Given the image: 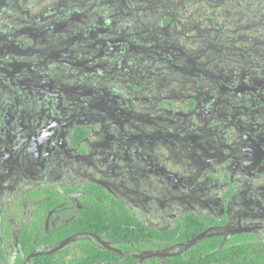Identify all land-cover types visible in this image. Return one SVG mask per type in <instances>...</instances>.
Returning <instances> with one entry per match:
<instances>
[{"label":"flooded vegetation","instance_id":"flooded-vegetation-1","mask_svg":"<svg viewBox=\"0 0 264 264\" xmlns=\"http://www.w3.org/2000/svg\"><path fill=\"white\" fill-rule=\"evenodd\" d=\"M216 240L264 255V0H0V264Z\"/></svg>","mask_w":264,"mask_h":264},{"label":"trees","instance_id":"trees-1","mask_svg":"<svg viewBox=\"0 0 264 264\" xmlns=\"http://www.w3.org/2000/svg\"><path fill=\"white\" fill-rule=\"evenodd\" d=\"M101 224L106 229H116L119 227L117 232L110 231L108 235L112 238L129 241V242H137L139 238H145L146 241L152 242L154 240V235L160 236L159 234L153 233L147 230L144 226L142 228L144 230L138 232H130L124 229L125 224H130L132 221L131 216L128 213H124L122 216H101L99 218ZM190 231H185L184 234L189 233ZM71 232H65L64 228L57 229L55 231L54 236L57 238H62L67 235H70ZM195 233H189L185 236L190 237ZM172 237L175 234L171 235ZM32 234L27 232L22 233V242L27 246V252L33 251V241ZM212 245H200L190 251V257H184L180 264H216L224 261H230L233 264H264V255L258 256V261L256 258H252V260L245 261L243 260L244 250L225 245L222 247L221 240H216L211 242ZM106 252L97 248L92 242L86 241L83 246V255L74 256L72 259L66 260L63 256H57L54 254H42L36 257L32 264H90L91 262L104 259ZM86 258V260H85Z\"/></svg>","mask_w":264,"mask_h":264},{"label":"rangeland","instance_id":"rangeland-1","mask_svg":"<svg viewBox=\"0 0 264 264\" xmlns=\"http://www.w3.org/2000/svg\"><path fill=\"white\" fill-rule=\"evenodd\" d=\"M196 25V24H195ZM201 28L203 27V28H207L206 26H204V25H202V26H200ZM207 44H208V46L210 45V46H212V41H209V42H207ZM15 254V251H12V253H11V256L12 255H14ZM144 264H149V263H144ZM157 264H164V262H158Z\"/></svg>","mask_w":264,"mask_h":264}]
</instances>
